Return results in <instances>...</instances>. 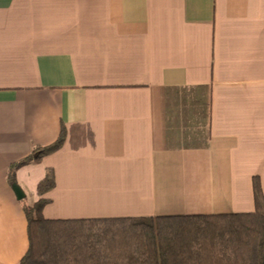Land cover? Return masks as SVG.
Returning a JSON list of instances; mask_svg holds the SVG:
<instances>
[{
  "label": "crops",
  "instance_id": "crops-1",
  "mask_svg": "<svg viewBox=\"0 0 264 264\" xmlns=\"http://www.w3.org/2000/svg\"><path fill=\"white\" fill-rule=\"evenodd\" d=\"M48 171L47 220L253 213L264 0H0V264Z\"/></svg>",
  "mask_w": 264,
  "mask_h": 264
},
{
  "label": "trees",
  "instance_id": "trees-1",
  "mask_svg": "<svg viewBox=\"0 0 264 264\" xmlns=\"http://www.w3.org/2000/svg\"><path fill=\"white\" fill-rule=\"evenodd\" d=\"M61 132L51 146L10 167L16 172L41 162L65 142ZM56 186L53 171L37 188L39 199L25 207L29 250L20 264H264V194L254 178L253 213L158 218L47 220L43 198Z\"/></svg>",
  "mask_w": 264,
  "mask_h": 264
},
{
  "label": "water",
  "instance_id": "water-1",
  "mask_svg": "<svg viewBox=\"0 0 264 264\" xmlns=\"http://www.w3.org/2000/svg\"><path fill=\"white\" fill-rule=\"evenodd\" d=\"M13 189H14V191H15V193L17 195V198L19 200L24 199V192L22 191V189L19 186L16 185V186L13 187Z\"/></svg>",
  "mask_w": 264,
  "mask_h": 264
}]
</instances>
